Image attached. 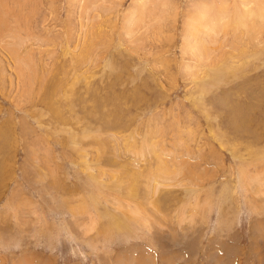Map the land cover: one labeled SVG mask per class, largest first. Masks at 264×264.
<instances>
[{"label":"rangeland","instance_id":"374dc122","mask_svg":"<svg viewBox=\"0 0 264 264\" xmlns=\"http://www.w3.org/2000/svg\"><path fill=\"white\" fill-rule=\"evenodd\" d=\"M259 13L0 0V264H264Z\"/></svg>","mask_w":264,"mask_h":264},{"label":"bare ground","instance_id":"6f19581e","mask_svg":"<svg viewBox=\"0 0 264 264\" xmlns=\"http://www.w3.org/2000/svg\"><path fill=\"white\" fill-rule=\"evenodd\" d=\"M206 6V5H205ZM237 7V6H236ZM209 8H211L210 6H209ZM205 10H207V6H206V9ZM208 10H210V9H208ZM208 10H207V12H208ZM212 10V9H211ZM224 10V9H223ZM221 11V10H220ZM225 11V10H224ZM254 11V10H253ZM211 12V11H210ZM210 12H208V13H210ZM225 13V12H224ZM243 13V12H242ZM256 14V13H255ZM254 14V15H255ZM199 15V14H198ZM205 15V14H204ZM207 16V15H206ZM226 15H224L223 17H225ZM246 15H245V13L243 14V15H240L239 17H237V19L236 20H238V21H244V17H245ZM251 16V15H250ZM264 16V13L262 14H260L259 13V15L257 16L258 18H262ZM197 17V16H196ZM253 17V16H252ZM219 18V17H218ZM255 18V17H254ZM212 24H213V22H212ZM190 26H192L193 28L194 27H197L198 28V26H201V24H200V21L198 20V19H195V20H193L192 22H191V24H189ZM209 54V53H208Z\"/></svg>","mask_w":264,"mask_h":264}]
</instances>
